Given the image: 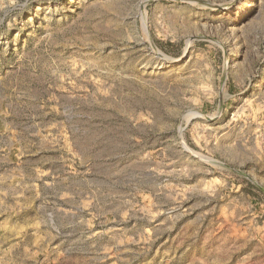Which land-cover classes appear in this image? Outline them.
Here are the masks:
<instances>
[{"label": "rangeland", "instance_id": "374dc122", "mask_svg": "<svg viewBox=\"0 0 264 264\" xmlns=\"http://www.w3.org/2000/svg\"><path fill=\"white\" fill-rule=\"evenodd\" d=\"M0 129L40 220L0 264H264V0H0Z\"/></svg>", "mask_w": 264, "mask_h": 264}, {"label": "crops", "instance_id": "0c3cea01", "mask_svg": "<svg viewBox=\"0 0 264 264\" xmlns=\"http://www.w3.org/2000/svg\"><path fill=\"white\" fill-rule=\"evenodd\" d=\"M14 135L0 129V243L20 246L39 227L36 161L24 159Z\"/></svg>", "mask_w": 264, "mask_h": 264}, {"label": "bare ground", "instance_id": "6f19581e", "mask_svg": "<svg viewBox=\"0 0 264 264\" xmlns=\"http://www.w3.org/2000/svg\"><path fill=\"white\" fill-rule=\"evenodd\" d=\"M171 63L169 62V64H167L168 66L170 65ZM163 67V66H162Z\"/></svg>", "mask_w": 264, "mask_h": 264}]
</instances>
